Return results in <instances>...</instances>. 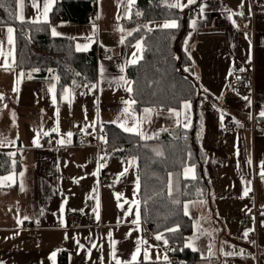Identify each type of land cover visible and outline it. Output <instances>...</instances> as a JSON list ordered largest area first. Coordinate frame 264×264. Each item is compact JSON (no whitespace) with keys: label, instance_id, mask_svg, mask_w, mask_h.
<instances>
[{"label":"crops","instance_id":"obj_1","mask_svg":"<svg viewBox=\"0 0 264 264\" xmlns=\"http://www.w3.org/2000/svg\"><path fill=\"white\" fill-rule=\"evenodd\" d=\"M58 1L53 0L47 22L41 15L39 23H50ZM134 2L93 0L88 22L74 23L59 16L49 25L51 37L54 27L60 33L55 38L71 39L76 51L79 44L89 47L78 52H96L95 82L69 87L67 96L57 90L52 70L44 77L34 69L16 70L15 33L10 45V26H0V50L7 57L0 56V155L16 156L19 162L18 170L0 173V264H58L60 255L66 264H116V260L166 264V239L161 234H153L149 241L143 237L135 158L125 163L117 158L106 161L94 142L104 124L143 140L175 128L180 133L191 127L194 112L209 184L204 198L183 204L192 222L186 244L191 241L196 249L195 264H264V178L260 174L264 171V0H196L178 8L183 16L196 10L175 56L186 57L182 72L195 84L197 101H186L189 109L184 102L179 109L146 113L144 108L140 114L132 103H125L131 101L125 69L136 64L142 52L140 40L125 42L135 30L124 26ZM180 2L187 4V0ZM43 3L36 0L41 12ZM21 14L28 23L37 18L33 0H23L22 6L16 0L18 20ZM166 22H149L147 27L163 28ZM100 50L111 54L99 56ZM250 60L253 93L231 94V68ZM5 63L11 68L5 70ZM53 84L55 103L49 91ZM71 89L76 91L70 93ZM227 120L236 123L231 133L223 130ZM121 125L137 131H125ZM78 134L89 142H79ZM185 169L183 177L192 179ZM102 174L107 182H102ZM9 176L13 179H4ZM245 188L250 189L247 195ZM71 212L81 214L77 227L68 226L66 217ZM137 212L139 222L134 223ZM157 235L162 239L157 240Z\"/></svg>","mask_w":264,"mask_h":264},{"label":"trees","instance_id":"obj_2","mask_svg":"<svg viewBox=\"0 0 264 264\" xmlns=\"http://www.w3.org/2000/svg\"><path fill=\"white\" fill-rule=\"evenodd\" d=\"M92 2L59 0L50 23L34 24L18 20L16 0H0V26H10L15 33L16 70L39 69L40 77H44L47 70H52L59 78L56 79L59 92L94 83L95 50L78 52L71 39L51 37L48 33L49 25L57 22L59 16L74 23L88 22ZM170 3L169 0H135L130 19L124 24L135 27L126 38V44L140 40L142 45L139 61L125 69V77L130 81V99L135 101L132 106L138 114L144 108L154 111L179 109L184 102L195 103L198 98L195 84L182 72L186 57L181 55L178 59L175 56L181 35L188 29L196 10L183 16L178 8H170ZM171 20H176L177 28L147 27L149 22ZM31 45L42 53L32 54ZM193 109L196 110L195 104ZM261 121L264 124V118ZM199 128L195 112L191 127L180 129L179 137L162 131L150 140H143L112 124L102 126L106 135L101 145L103 157L106 161L117 158L122 163L135 158L142 226H148L153 234H161L168 241L172 247L171 257L177 264H195L198 260L197 253L185 246L192 231V222L185 215L183 204L188 200L202 199L208 193ZM187 166L195 167V179L183 177ZM18 168L16 156L0 155V173ZM58 264H66L64 255H60Z\"/></svg>","mask_w":264,"mask_h":264},{"label":"snow or ice","instance_id":"obj_3","mask_svg":"<svg viewBox=\"0 0 264 264\" xmlns=\"http://www.w3.org/2000/svg\"><path fill=\"white\" fill-rule=\"evenodd\" d=\"M52 2H53V0H44V3H43V11L41 12L40 9H39V7L36 5V0H33V6H34V7H37L38 16H37L36 19L32 20L31 23H39V22H41V21H40V16H41V15L43 16L44 22H47V17H48V13H49V11H50V9H51ZM130 2H131V0H130ZM19 3H20V5L22 6V5H23V0H19ZM195 3H196V0H187V4H182V3L180 2V0H176L175 3H170L168 6H169L170 8H179V9L182 10L184 7H187L188 5L195 4ZM200 11L203 12V8H201ZM239 14H240V15H243L242 12L239 13ZM137 15H139V13H137ZM98 18H99V17H98ZM19 19H20L21 22H25V21H24V16H23V14H21V15L19 16ZM194 26H195V21H193V27H194ZM162 27H163V28H166V29H168V28H170V29H175V28L178 27V24H177L176 20H171V21H169V22L164 23V24L162 25ZM120 30L123 31V29H120ZM13 31H14V29H13L12 27H8V28H7V33H8V43H9L10 45L13 43ZM51 33H52V35H53L54 37L60 35V33H58L57 30H56V28H54V27L51 29ZM130 34H131V33H129V35H130ZM88 47H89V45H83V46H81V45H79V44L76 46L77 51L87 50ZM137 47H138V48L140 47L139 43L137 44ZM8 55H11V53L9 52ZM0 56H5V54L3 53L2 50H0ZM5 59H7L6 56H5ZM135 62H136V60L133 59L132 63H135ZM4 68H5V70H8L9 68H11V65L8 64V63H5V64H4ZM38 70H39V69H34L33 71H38ZM50 71H51V70H50ZM241 71H243V69H241ZM20 75L23 76L24 74L21 73ZM56 79L58 80L59 78L56 77ZM122 79H123V78H122ZM126 83H127V82H126ZM54 90H55V85L53 84V85L49 88V91H50V92H53V102L55 103V99H56V98H55V91H54ZM14 91H15V89H14ZM128 91H131V88H130V87L128 88ZM68 93H69V89L65 88V89H64V94H65V96H67ZM0 99H3V97L0 96ZM125 103H126V104H131V103H135V101H134V100H132V101H125ZM183 107H184L185 109H189V108H190V103L185 102L184 105H183ZM125 111H127V109H126ZM151 111H152L151 109H145V112H146V113L151 112ZM261 116H264V112H261ZM13 118H14V114H13ZM186 119H187V117H186ZM121 126L124 127L123 125H121ZM185 127H187V124L185 125ZM124 130H125V131H129V132L137 131L135 128H128V127H124ZM53 131H56V129H53ZM45 134H47V133H45ZM137 134L141 135L142 138H147V137H144L143 133H139V132H137ZM67 135H68L69 137H71L72 134H71V133H68ZM33 143H37V141L34 140ZM157 154L159 155L160 153H157ZM249 163H251V160H249ZM126 171H127V169H125V172H126ZM188 173H191V174H192V177H191L192 179H195V178H196V177H195V167H194V166H191V167H188V168L185 169V174H186V176H187ZM123 174H124V173H121V175H123ZM260 174H261V177L264 178V171H262ZM20 175L23 176V173H20ZM4 179H5V180H12L13 177L9 176V177H5ZM249 191H250L249 188H245V190H244V195H247ZM117 199L119 200V195L117 196ZM132 203H133V204H137L138 202L134 200ZM118 206H121V205H118ZM121 207H122V206H121ZM185 215H188L187 206L185 207ZM25 219H27V218H25ZM138 222H139V213L137 212V213H136V220L134 221V223H138ZM169 231H176V229H169ZM248 234H249L248 231H245L243 235H244V237L246 238V237L248 236ZM109 237H111V233H109ZM155 238H156L157 240H161V239H162V236H161V235H157ZM137 243L139 244L140 241H138ZM164 243L167 244L168 241H167V240H164ZM185 246H186V247H191L193 251L196 250L195 247L193 246V243H192L191 241H189V243H187ZM139 251H140V249H139V247H137V249H136V253H139ZM232 254H233V253H225V255H232ZM52 255L55 256V253H53ZM113 256L115 257V252L113 253ZM145 258L147 259V253H145ZM164 259L167 260V256H165ZM132 261H133V262L136 261V254H133V256H132ZM116 264H131V262H122V261H120V260H116Z\"/></svg>","mask_w":264,"mask_h":264},{"label":"built area","instance_id":"obj_4","mask_svg":"<svg viewBox=\"0 0 264 264\" xmlns=\"http://www.w3.org/2000/svg\"><path fill=\"white\" fill-rule=\"evenodd\" d=\"M99 56L110 55L111 52L107 50H100ZM243 69V71H241ZM228 90L233 95H246L248 93H253L254 90V63L252 60L247 61L244 64H237L230 70V76L228 79ZM236 127V123L233 120H227L223 125V130L226 133H231ZM106 138L105 132L100 130L97 132V138L95 139L94 145L97 148L101 147L100 141ZM76 139L81 143H88L89 138L83 135H77ZM102 182H107L108 177L105 175H101ZM264 210V207H263ZM67 223L69 227H77L80 224L81 214L79 212H71L66 217ZM143 227V237L146 241H149L153 236V233L149 229L148 226ZM171 249L172 247L167 245L166 255L168 256L167 264H177L176 260L171 257Z\"/></svg>","mask_w":264,"mask_h":264},{"label":"rangeland","instance_id":"obj_5","mask_svg":"<svg viewBox=\"0 0 264 264\" xmlns=\"http://www.w3.org/2000/svg\"><path fill=\"white\" fill-rule=\"evenodd\" d=\"M169 1L173 3L174 0H169ZM31 52H32V54H37V53L41 54L42 53L41 50L39 51V49H37L35 46H32V45H31ZM74 91H76V90L75 89H71L70 93H73ZM78 93H82V92H78Z\"/></svg>","mask_w":264,"mask_h":264},{"label":"water","instance_id":"obj_6","mask_svg":"<svg viewBox=\"0 0 264 264\" xmlns=\"http://www.w3.org/2000/svg\"><path fill=\"white\" fill-rule=\"evenodd\" d=\"M171 133L175 136V137H179V128H175L171 130Z\"/></svg>","mask_w":264,"mask_h":264}]
</instances>
